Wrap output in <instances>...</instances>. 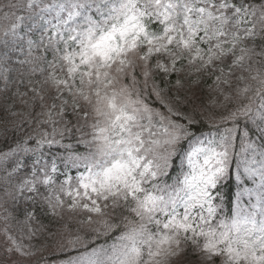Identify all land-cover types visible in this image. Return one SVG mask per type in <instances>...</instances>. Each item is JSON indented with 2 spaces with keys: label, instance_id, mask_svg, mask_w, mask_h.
I'll list each match as a JSON object with an SVG mask.
<instances>
[{
  "label": "snow or ice",
  "instance_id": "6c2138e0",
  "mask_svg": "<svg viewBox=\"0 0 264 264\" xmlns=\"http://www.w3.org/2000/svg\"><path fill=\"white\" fill-rule=\"evenodd\" d=\"M0 264H264V0H0Z\"/></svg>",
  "mask_w": 264,
  "mask_h": 264
}]
</instances>
